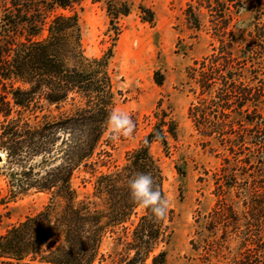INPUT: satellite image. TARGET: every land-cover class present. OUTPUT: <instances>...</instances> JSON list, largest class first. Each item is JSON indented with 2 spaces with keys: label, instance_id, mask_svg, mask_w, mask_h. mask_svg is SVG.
<instances>
[{
  "label": "trees",
  "instance_id": "trees-1",
  "mask_svg": "<svg viewBox=\"0 0 264 264\" xmlns=\"http://www.w3.org/2000/svg\"><path fill=\"white\" fill-rule=\"evenodd\" d=\"M84 1L0 0V150L19 167L10 173L9 192L15 196L33 188L49 195L42 210L0 235V264H94L103 237L129 222L140 207L129 195L131 179L150 174L165 197L163 173L149 145L158 141L166 147L167 134L175 138L176 129L172 120L161 119L140 145L127 151L124 164L95 177L92 196L101 204L77 200L73 173L86 167L103 143L117 94L109 69L111 48L99 57L83 52L75 7ZM90 1L101 4L117 37L118 19L131 12L133 0ZM230 2L235 12L250 11L253 41L235 50L234 31H223L227 27L220 21L214 28L226 35L225 40L188 66L185 74L200 90L201 98L189 108L199 135L220 137L218 141L228 143L231 150H246L240 159L243 173H238L243 177H237L236 164L223 174L229 188H239L236 194L246 190V196L240 212L220 198L207 215L208 229L214 232L221 223L224 237L191 239L190 244L193 251L201 252L205 264H264V0ZM207 6L209 12L214 8L210 1ZM137 8L143 21L153 22L150 8ZM228 14L231 17V11ZM185 15L190 27L199 29L200 17L192 5ZM163 78L160 71L154 72L157 85ZM35 99L69 109L31 125L21 111ZM35 157L40 160L32 165ZM175 168L183 175L178 165ZM222 187H217L221 193ZM172 218V209L158 222L141 208L122 263L146 264L149 259V264H166V250L155 249L169 242ZM230 243L236 244L234 250Z\"/></svg>",
  "mask_w": 264,
  "mask_h": 264
},
{
  "label": "rangeland",
  "instance_id": "rangeland-1",
  "mask_svg": "<svg viewBox=\"0 0 264 264\" xmlns=\"http://www.w3.org/2000/svg\"><path fill=\"white\" fill-rule=\"evenodd\" d=\"M208 1L214 6L211 12L207 10ZM230 1L217 0L219 4L215 6V0H133L131 12L118 19L117 37L110 30L108 17L100 3L86 0L80 7H75L81 25L84 54L88 57H99L109 48L112 50L109 69L117 93L113 111L127 113L135 124L131 136L121 137L115 142L109 139L108 129L103 143L87 166L73 173L71 182L77 191V200L89 199L101 204L92 196L95 177L124 164L127 151L140 145L161 119L172 120L176 137L172 138L167 134L166 147L158 141L149 145L151 154L161 167L164 195L170 200V209L173 211L171 238L167 244L160 243L155 249V252L166 250V264H205L199 258L198 253L201 252L192 250L191 239L201 241L204 237H224L225 227L221 223L214 232L208 229L205 225L209 220L207 215L220 198H224L227 204L232 202L234 208L240 212L246 196L245 189L242 194H236V191H241L239 188H229L223 175L229 170L228 167L236 164L237 177H243L238 176V173H243L240 169L244 163L240 159L246 150H231L228 143L218 141L220 137L210 139L199 135L189 115V108L191 104H197L200 90L185 74L188 66L210 54L213 48L218 47L220 39L225 40L226 35L214 28V24L220 21L221 26L227 27L223 31H234L235 36L231 41L235 50L253 41L254 24L250 11L242 8L235 12ZM138 5L153 11L152 23L141 19ZM189 5H192L200 17V27L197 30L191 28L186 20L185 10ZM229 11L232 13L231 17L227 16ZM58 12L71 13L70 10ZM157 70L164 77L160 85L154 80V72ZM37 101L35 99L28 109L21 111L22 119L31 125L56 117L69 109V105L56 109L54 105H48L43 100ZM12 115L15 116L14 113ZM2 120L0 117V124ZM234 127L235 130L239 128L237 125ZM0 156L2 235L25 217L42 210L49 195L30 188L12 196L9 192L10 173L18 172L19 167L1 150ZM39 160L40 157H35L31 164ZM175 165L184 171L183 175L177 172ZM221 184L222 193L217 188ZM140 213L139 207L129 222L103 237L99 256L94 264H123L122 258L126 254L127 243L131 240L130 233ZM223 218L222 223L226 224ZM235 246V243H230L233 250ZM222 251L226 254L224 248ZM149 261L147 259L146 264ZM210 261L215 263L216 259L211 257Z\"/></svg>",
  "mask_w": 264,
  "mask_h": 264
},
{
  "label": "clouds",
  "instance_id": "clouds-1",
  "mask_svg": "<svg viewBox=\"0 0 264 264\" xmlns=\"http://www.w3.org/2000/svg\"><path fill=\"white\" fill-rule=\"evenodd\" d=\"M106 123L109 129V139L114 142L121 137L131 136L135 128L132 118L122 111L110 112ZM128 191L132 201L141 208L149 210L156 221L159 222L166 218L171 202L155 186L150 174H137L130 180Z\"/></svg>",
  "mask_w": 264,
  "mask_h": 264
},
{
  "label": "water",
  "instance_id": "water-1",
  "mask_svg": "<svg viewBox=\"0 0 264 264\" xmlns=\"http://www.w3.org/2000/svg\"><path fill=\"white\" fill-rule=\"evenodd\" d=\"M0 161H1V156H0Z\"/></svg>",
  "mask_w": 264,
  "mask_h": 264
}]
</instances>
